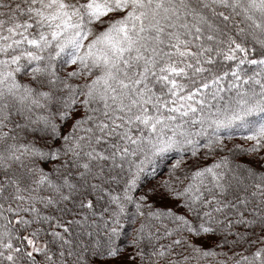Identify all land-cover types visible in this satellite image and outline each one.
<instances>
[{
    "label": "snow or ice",
    "instance_id": "obj_1",
    "mask_svg": "<svg viewBox=\"0 0 264 264\" xmlns=\"http://www.w3.org/2000/svg\"><path fill=\"white\" fill-rule=\"evenodd\" d=\"M0 264H264V0H0Z\"/></svg>",
    "mask_w": 264,
    "mask_h": 264
}]
</instances>
